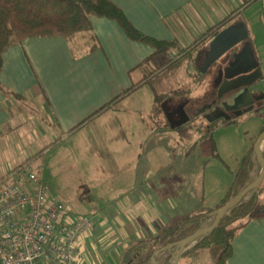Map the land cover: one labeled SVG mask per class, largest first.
I'll return each instance as SVG.
<instances>
[{
    "label": "crops",
    "instance_id": "obj_1",
    "mask_svg": "<svg viewBox=\"0 0 264 264\" xmlns=\"http://www.w3.org/2000/svg\"><path fill=\"white\" fill-rule=\"evenodd\" d=\"M112 1L145 35L177 41L182 47L194 45L208 29L226 18L230 24L243 21L249 28L246 12L251 8L254 13L264 11V0ZM208 44L199 45L177 67L169 69L164 65L167 53L156 54L153 45L131 39L117 20L94 16L90 36L81 35L73 40L63 36L28 37L10 46L2 56L0 72V83L6 89H0V179L22 163L36 159L34 153L19 154L25 136L22 127L30 143L34 137L31 131L46 135L48 129L57 139L73 136L78 140H83L81 134L90 133L96 137L92 142L108 143V150L121 154V162L127 159L124 164L131 166L128 174L134 184L138 172L132 170L146 152L142 145L148 140L153 142L156 133L163 135L178 129L188 136L196 129V146L199 139L210 133L206 124L217 120L211 115H222V111L210 107V98L216 91V70L208 72L211 66L200 71ZM252 49L260 67L253 45ZM170 80L178 90L174 93L176 99L165 88ZM136 84L139 85L134 90L125 93ZM145 86L153 93V107L123 103ZM117 96L121 98L115 104L87 120ZM156 96L165 99L161 110L165 119L156 113ZM170 106L175 108L174 118L166 114ZM156 120L163 126L171 124L172 129L156 131ZM229 120L233 121L232 117ZM190 125L194 128H186ZM139 131L146 135L139 138ZM131 149L134 157L129 154ZM146 177H151V181L145 179L140 188L118 190L119 197L128 204L126 208L82 206L81 213L70 208L72 214H87L95 222V228L80 242L82 264H125L136 246L154 239L163 226L188 214L213 210L224 196L215 206L176 214L167 197L169 182L159 185L150 173ZM259 201L257 213L235 237L233 256L227 264H264V189ZM198 253L181 256L178 264L183 257ZM157 255L155 261L160 264L161 254Z\"/></svg>",
    "mask_w": 264,
    "mask_h": 264
},
{
    "label": "rangeland",
    "instance_id": "obj_2",
    "mask_svg": "<svg viewBox=\"0 0 264 264\" xmlns=\"http://www.w3.org/2000/svg\"><path fill=\"white\" fill-rule=\"evenodd\" d=\"M251 9L245 14L249 39L264 76V11L254 13ZM220 62L219 60L214 63L208 72L216 70ZM165 88L171 91L172 97L176 99L174 93L177 88L175 89L174 81L170 80ZM253 88L264 93L263 83L257 81ZM210 99L212 103L215 101L213 96ZM123 103L153 107L154 96L150 88L145 86ZM219 104L217 101L213 105L214 108L219 107ZM174 109L171 106L166 108V114H170L171 118L175 116ZM160 114L166 118L165 114L160 112L158 115ZM211 116L217 120L206 124V131L210 133L199 139L196 146H193L197 140V130L192 129L194 125L186 127L192 129L188 136L183 134V130L177 129L163 135L156 133L153 142L148 140L145 143L144 138L145 144L142 146H145L146 152L143 158L140 157L142 159L139 165L135 166L138 169L132 170L138 172L136 184L128 174L131 166L124 164L127 159L121 162V154L108 150L111 146L108 143L92 142L96 137L90 133H87V136L81 134L84 138L78 140L73 136L57 139L53 133H48V129L46 135L31 131L34 137L30 143L28 133L22 127L20 129L25 136L19 154H36L35 161L44 165L43 179L51 194L78 213L82 212V206H98L101 209L112 206L126 208L128 204L119 197L121 193L118 190L122 187H129V190L132 187L140 188L145 179L151 181V177H146L150 173L159 185L169 182L170 192L167 197L170 198V205L172 209H176V214H183L215 206L225 194L241 160L248 150L254 147L264 129V98L257 101L248 112L237 115L232 112L224 115L214 113ZM227 117H232L233 121L223 123V119ZM145 135L144 132L138 133L139 138ZM129 152L131 157H134L133 150ZM258 174L259 171L254 173L253 179ZM249 195L250 193L246 199ZM121 202L125 203V206H122ZM211 223L209 221L206 225ZM212 261L210 249L205 248L198 254L183 257L179 264H212Z\"/></svg>",
    "mask_w": 264,
    "mask_h": 264
},
{
    "label": "trees",
    "instance_id": "obj_3",
    "mask_svg": "<svg viewBox=\"0 0 264 264\" xmlns=\"http://www.w3.org/2000/svg\"><path fill=\"white\" fill-rule=\"evenodd\" d=\"M94 16L117 20L131 39L153 45L156 54H166L171 50H177L181 56L174 60L167 58L164 64L165 68L169 69L177 67L181 61L190 56L195 48L203 43L208 44L223 28L230 25V19L226 18L208 29L194 45L182 47L177 41L157 40L139 31L124 11L112 0H0V72L2 56L10 46L20 43L28 37L63 36L68 40H73L81 35L90 36ZM88 39L91 40V37ZM138 85H133L125 93L134 90ZM0 89L6 90L1 83ZM120 98L121 96H117L107 102L87 120L110 108ZM163 98L156 96V113L158 114L165 101ZM156 121V131L172 129L171 124L163 126L161 122ZM223 122L232 121L224 120ZM258 171H260V163L252 146L241 160L239 168L234 173L232 183L215 209L188 214L180 219L172 220L169 225L160 229L158 236L154 239L138 244L134 254L125 261V264H151L154 253L160 249L161 252L158 253L161 254L158 259L160 264H171V260L177 252L178 242L194 234L209 221L213 222L216 218L214 212L247 187L253 181L254 173ZM263 189L264 179L256 192H250L249 198H245L240 204L229 210L214 230L200 236L195 245L187 249L182 256L198 253L200 250L208 248L213 257L212 264H227L233 256V242L239 230L259 209V195ZM169 244H172L173 247L164 250L163 248ZM157 256L156 254L154 259L157 260L159 258Z\"/></svg>",
    "mask_w": 264,
    "mask_h": 264
},
{
    "label": "built area",
    "instance_id": "obj_4",
    "mask_svg": "<svg viewBox=\"0 0 264 264\" xmlns=\"http://www.w3.org/2000/svg\"><path fill=\"white\" fill-rule=\"evenodd\" d=\"M258 82L264 84V76ZM43 178V163L28 160L0 179V264H82L80 242L94 219L72 214Z\"/></svg>",
    "mask_w": 264,
    "mask_h": 264
},
{
    "label": "water",
    "instance_id": "obj_5",
    "mask_svg": "<svg viewBox=\"0 0 264 264\" xmlns=\"http://www.w3.org/2000/svg\"><path fill=\"white\" fill-rule=\"evenodd\" d=\"M249 30L246 24L243 21L232 23L227 27L223 28L208 44V50L206 54L205 61L203 66L200 68L201 72H205L209 67L213 66L214 63L219 61L227 52L239 44L242 41H245L249 38ZM232 66V63L229 64L228 68ZM223 67V66H222ZM227 68V69H228ZM254 76L247 82L242 83H235L238 80V77H233V75L228 74V71L225 74V78L223 77L220 81L217 82V89L215 96V101L210 105L212 107L219 101V107H216V110H221L222 115L228 113V109L230 105L233 103L238 104L236 105L238 109H241L243 106H249V108L245 111H250L254 106V101H259L264 98V93L262 95L253 97L251 86H253L259 79L262 77L261 70L258 66H254ZM247 98L249 99L248 102L238 103L242 99ZM242 112H244L242 110ZM188 118V117H187ZM231 117L225 118L229 120ZM264 137V129L261 131L260 135L258 136L255 144H254V152L257 157L258 162L260 163V171L257 177L253 179V181L245 187L241 192L235 195L233 198L229 200V202L224 205L223 207L217 209L214 214L216 215L215 220L206 226L201 227L198 229L194 234L182 239L178 242L176 249L177 252L174 255V258L171 260V264H178L182 254L191 247V244H195L196 240L212 230H214L218 224L220 223L221 219L224 217L225 214L229 212L233 207L240 204L247 195L254 191L256 192L260 187L261 183L264 179V149L260 147V141ZM173 247L172 244L166 245L163 249H170ZM161 252V249L154 253ZM154 256L152 257L151 264H157L154 260Z\"/></svg>",
    "mask_w": 264,
    "mask_h": 264
},
{
    "label": "flooded vegetation",
    "instance_id": "obj_6",
    "mask_svg": "<svg viewBox=\"0 0 264 264\" xmlns=\"http://www.w3.org/2000/svg\"><path fill=\"white\" fill-rule=\"evenodd\" d=\"M220 61H221L220 64L216 66V75L213 79L214 81L213 84L216 87V89H217V82L220 81L222 77L223 79L225 78V74L227 71H228V74L233 75V77L234 76L238 77V80H236L235 83H242V82H247L253 78L254 76L253 73L255 71V68H254L255 65L259 67L258 62L256 61L253 55L252 42L249 38L245 41L240 42L233 48H231L227 52V54H225L220 59ZM230 63H232V66L228 68ZM251 91H252L253 97L262 95L261 92L255 91L253 89V86H251ZM213 97L215 98V96ZM248 100L249 99L244 98L238 103L240 104L243 102H248ZM256 102L257 101H254L253 106H255ZM236 105L238 104L233 103L232 105H230L228 112L230 113L232 112L234 115H237L238 113H241L242 110L245 112L249 108V106H243L241 109H238V108H235L237 107Z\"/></svg>",
    "mask_w": 264,
    "mask_h": 264
},
{
    "label": "bare ground",
    "instance_id": "obj_7",
    "mask_svg": "<svg viewBox=\"0 0 264 264\" xmlns=\"http://www.w3.org/2000/svg\"><path fill=\"white\" fill-rule=\"evenodd\" d=\"M263 139H264V137L261 140H263ZM259 145H260L261 148H264V140L263 141H260V144Z\"/></svg>",
    "mask_w": 264,
    "mask_h": 264
}]
</instances>
